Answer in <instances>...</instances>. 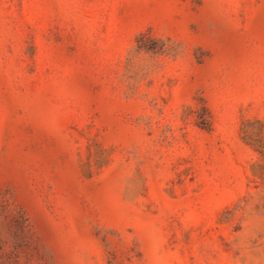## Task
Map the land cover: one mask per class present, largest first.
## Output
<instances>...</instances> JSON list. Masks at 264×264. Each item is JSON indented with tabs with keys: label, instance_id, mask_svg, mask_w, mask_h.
Here are the masks:
<instances>
[{
	"label": "rangeland",
	"instance_id": "obj_1",
	"mask_svg": "<svg viewBox=\"0 0 264 264\" xmlns=\"http://www.w3.org/2000/svg\"><path fill=\"white\" fill-rule=\"evenodd\" d=\"M0 264H264V0H0Z\"/></svg>",
	"mask_w": 264,
	"mask_h": 264
}]
</instances>
